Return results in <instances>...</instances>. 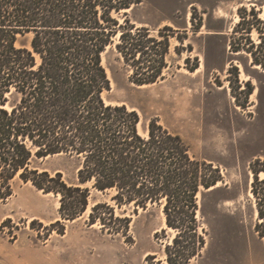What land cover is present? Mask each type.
Instances as JSON below:
<instances>
[{
    "label": "trees",
    "instance_id": "trees-1",
    "mask_svg": "<svg viewBox=\"0 0 264 264\" xmlns=\"http://www.w3.org/2000/svg\"><path fill=\"white\" fill-rule=\"evenodd\" d=\"M141 2L0 0V200L13 194L19 180L59 197L64 219L84 212L88 185L112 192L118 208L163 204L166 228L175 232L164 246L165 261L190 264L206 245L198 231L196 196L221 181L218 169L193 157L181 136L156 119L142 123L136 110L104 97L110 79L102 54L117 38L116 51L133 66L149 62L151 72L135 71L132 83L152 84L161 77L168 36L160 31L161 39L151 37L147 28L113 15ZM256 5L264 2L249 12L238 9L230 49L246 53L251 66L264 71V13L260 17ZM55 154L74 159V183L38 166L37 160ZM91 209L90 223L99 220L102 229L127 233L129 219L114 216V207L98 203Z\"/></svg>",
    "mask_w": 264,
    "mask_h": 264
},
{
    "label": "rangeland",
    "instance_id": "rangeland-1",
    "mask_svg": "<svg viewBox=\"0 0 264 264\" xmlns=\"http://www.w3.org/2000/svg\"><path fill=\"white\" fill-rule=\"evenodd\" d=\"M263 2L142 0L135 9L113 14L120 23L127 19L135 28H147L151 37L161 39V31L169 46L161 77L141 86L130 76L151 72L149 62L133 66L116 51L118 38L109 44L101 62L110 79L105 100L136 110L142 123L156 119L179 134L193 157L211 164L221 177L219 185L197 193L198 231L206 245L190 264H264V178H259L264 172V71L251 66L246 53L230 49L238 9L249 12ZM256 10L262 17L264 7ZM251 39L257 40L254 32ZM37 164L60 172L68 183L76 180L74 159L55 154ZM13 186V194L0 200V264H165L164 246L175 232L164 225L163 204L118 208L112 192L88 185V206L72 220L60 216L59 197L19 180ZM98 203L129 219L127 233L102 229L99 220L90 223ZM102 215L107 218L108 212Z\"/></svg>",
    "mask_w": 264,
    "mask_h": 264
},
{
    "label": "bare ground",
    "instance_id": "bare-ground-1",
    "mask_svg": "<svg viewBox=\"0 0 264 264\" xmlns=\"http://www.w3.org/2000/svg\"><path fill=\"white\" fill-rule=\"evenodd\" d=\"M108 46H109V45H108ZM108 46H107V47H108ZM107 47H106V48H107ZM141 86H142V85H141ZM143 86H144V85H143ZM251 175H252V173H251ZM259 178H260V179H263V178H264V172H261V173L259 174ZM250 180H252V176L250 177ZM219 183H220V182L218 181V182H217L214 186H212L211 188H213V187L219 185ZM211 188H210V189H211ZM251 193H252V192H250V193H248V194H249V195H252ZM257 212H258V211L256 210L255 213H257ZM162 216H163V219L165 220V217H164V215H163V212H162ZM164 225H166V224H164ZM166 227H167V226H166ZM165 264H167V263L165 262Z\"/></svg>",
    "mask_w": 264,
    "mask_h": 264
}]
</instances>
